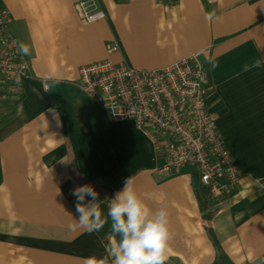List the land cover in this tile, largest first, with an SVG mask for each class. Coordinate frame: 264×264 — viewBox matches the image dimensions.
Masks as SVG:
<instances>
[{
	"label": "crops",
	"instance_id": "0c3cea01",
	"mask_svg": "<svg viewBox=\"0 0 264 264\" xmlns=\"http://www.w3.org/2000/svg\"><path fill=\"white\" fill-rule=\"evenodd\" d=\"M77 1L0 0L9 32L29 47L22 91L0 110V264L104 256L112 237L80 227L68 200L84 182L98 192L102 178L114 182L113 196L130 178L149 207H167V264H212L213 239L233 264H264V0H98L105 16L94 22L80 19ZM192 53L207 68V109L241 171L234 192L204 210L193 166L160 169L163 137L112 121L77 85L82 64L158 68ZM256 59L262 67L243 71Z\"/></svg>",
	"mask_w": 264,
	"mask_h": 264
},
{
	"label": "built area",
	"instance_id": "2783aa9c",
	"mask_svg": "<svg viewBox=\"0 0 264 264\" xmlns=\"http://www.w3.org/2000/svg\"><path fill=\"white\" fill-rule=\"evenodd\" d=\"M75 11L85 22L104 18L98 0H80ZM9 11L0 5V110L22 91L29 72L26 55L9 32ZM109 52L119 50L115 40ZM78 87L107 111L112 121L131 120L159 143V168L191 165L200 184L213 197L231 195L241 171L216 131L206 105L211 88L207 68L195 53L158 68H137L108 58L78 67Z\"/></svg>",
	"mask_w": 264,
	"mask_h": 264
},
{
	"label": "clouds",
	"instance_id": "9594fccd",
	"mask_svg": "<svg viewBox=\"0 0 264 264\" xmlns=\"http://www.w3.org/2000/svg\"><path fill=\"white\" fill-rule=\"evenodd\" d=\"M212 18V14L206 16L208 20ZM18 47L22 55L29 53L27 44L20 43ZM217 66L212 63L213 68ZM260 67L262 62L256 59L251 65H244L243 71ZM72 194L76 197L77 218L74 219L77 224L89 233L100 231L106 219L95 188L84 184L75 188ZM106 216L112 239L106 254L91 257L88 264H167L172 232L166 206L149 207L136 192L133 181L127 178L123 189L110 198Z\"/></svg>",
	"mask_w": 264,
	"mask_h": 264
},
{
	"label": "trees",
	"instance_id": "16d2710c",
	"mask_svg": "<svg viewBox=\"0 0 264 264\" xmlns=\"http://www.w3.org/2000/svg\"><path fill=\"white\" fill-rule=\"evenodd\" d=\"M0 175H1V172H0ZM99 180H100L99 183H101V186H99L100 190L97 193H98L99 201L102 202L101 207L105 213L106 223H105V226L100 231L95 232V233L101 238L103 242H106L110 237H112L110 221H107L106 213H107L108 203L110 202V198L113 197L115 184L114 182L107 180V179L102 178ZM84 183L94 186V184L91 182H84ZM195 190L198 196L199 206L201 210H204L208 208V206L213 204L214 199L212 198L211 194L207 192L208 189H206L200 184V182L198 181V178L195 184ZM72 193L68 194V200L71 203L72 207L75 209L76 208V197ZM209 214H210V211L207 214V216H209ZM213 243L216 248V256L212 264H233L228 259V257L223 253V251L218 247V244H216V241H214V239H213Z\"/></svg>",
	"mask_w": 264,
	"mask_h": 264
}]
</instances>
